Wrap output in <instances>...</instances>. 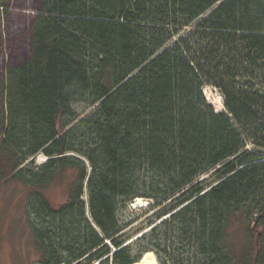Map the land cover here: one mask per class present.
Segmentation results:
<instances>
[{
  "label": "trees",
  "instance_id": "16d2710c",
  "mask_svg": "<svg viewBox=\"0 0 264 264\" xmlns=\"http://www.w3.org/2000/svg\"><path fill=\"white\" fill-rule=\"evenodd\" d=\"M31 41L6 68L0 158L33 190L40 264L139 262L147 247L122 246L118 212L141 196L170 200L157 217L186 204L170 228L193 264H264V0H44ZM67 170L53 206L40 189Z\"/></svg>",
  "mask_w": 264,
  "mask_h": 264
},
{
  "label": "rangeland",
  "instance_id": "374dc122",
  "mask_svg": "<svg viewBox=\"0 0 264 264\" xmlns=\"http://www.w3.org/2000/svg\"><path fill=\"white\" fill-rule=\"evenodd\" d=\"M43 1L0 0V5H5L8 10L0 24V93L6 77L7 66L18 65L31 55L33 24L36 16L42 13ZM204 93L215 110L225 109L224 97L218 88L206 86ZM73 107L80 117L90 111L85 102H76ZM253 146L250 144V147ZM72 154L82 157L76 153ZM42 155L44 154H39L36 157L34 166H40L47 160V157L44 159ZM14 165L13 158H0V264H40L42 253L36 246L32 223L39 226L41 221L30 204L29 198L33 190L31 187L11 179ZM215 170L204 174L199 181H215ZM72 181L73 173L67 170L40 190L53 206H58L68 200ZM138 198H141L142 201ZM81 199L87 201V194L85 193ZM169 203L170 200L159 206L152 198L141 196L122 206L118 212L120 224L123 226L119 237L125 241L122 246L130 245L135 252L147 247L140 260L147 252L152 251L158 264H193L201 255L196 248L190 247L183 233L174 232L170 228L178 226L171 221L172 214L186 204L181 205L170 214L156 216L160 212V208ZM165 221H170V223L165 224ZM241 227L239 223L232 225L231 239L242 240ZM155 229L158 231L154 232ZM234 229H236L235 233ZM111 247H113V251L117 250L112 244ZM93 264H99V261H95ZM110 264H114L112 260Z\"/></svg>",
  "mask_w": 264,
  "mask_h": 264
},
{
  "label": "bare ground",
  "instance_id": "6f19581e",
  "mask_svg": "<svg viewBox=\"0 0 264 264\" xmlns=\"http://www.w3.org/2000/svg\"><path fill=\"white\" fill-rule=\"evenodd\" d=\"M216 111H219V110L217 109ZM42 156H44L43 157L44 159L46 158L45 155H42ZM138 199L142 201L141 198H138ZM137 264H158V261H157V258L155 256L154 252L149 251V252H147L145 254V256L143 257L142 260H140L139 262H137Z\"/></svg>",
  "mask_w": 264,
  "mask_h": 264
}]
</instances>
